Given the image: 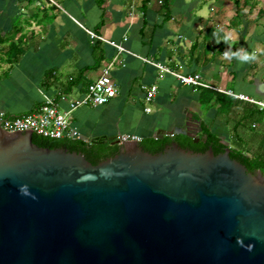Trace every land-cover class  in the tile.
<instances>
[{
  "label": "crops",
  "instance_id": "crops-1",
  "mask_svg": "<svg viewBox=\"0 0 264 264\" xmlns=\"http://www.w3.org/2000/svg\"><path fill=\"white\" fill-rule=\"evenodd\" d=\"M160 1L0 0V114L35 111L42 92L67 111L111 65L119 93L105 105L73 111L77 140L92 145L131 135L142 146L178 136L200 141L208 131L227 149L264 158V110L223 92L264 101V0H168V13ZM11 43L23 49L15 63ZM157 64L199 74L209 87L185 85ZM13 75L17 98L29 95L24 108L31 110H17L7 98ZM151 85L158 93L148 103L144 87ZM203 88L237 102L206 106Z\"/></svg>",
  "mask_w": 264,
  "mask_h": 264
},
{
  "label": "water",
  "instance_id": "water-1",
  "mask_svg": "<svg viewBox=\"0 0 264 264\" xmlns=\"http://www.w3.org/2000/svg\"><path fill=\"white\" fill-rule=\"evenodd\" d=\"M33 134L0 130V264H264V174L230 149L93 164Z\"/></svg>",
  "mask_w": 264,
  "mask_h": 264
},
{
  "label": "built area",
  "instance_id": "built-area-1",
  "mask_svg": "<svg viewBox=\"0 0 264 264\" xmlns=\"http://www.w3.org/2000/svg\"><path fill=\"white\" fill-rule=\"evenodd\" d=\"M163 0L160 1V4ZM93 40L106 41L103 37L98 36L92 31H88ZM120 51H124L121 45L112 43ZM157 66L166 73L173 75L185 85H194L209 87L204 83L199 74H183L169 67ZM145 100L152 102L157 93L156 85L145 86ZM237 99L246 100L258 105L264 110V101L253 99L244 94H237L232 91H223ZM119 93V88L111 78V65L103 68L100 76L96 81L88 86L87 91L80 98L69 103V109L63 111L60 108L58 100L42 92L43 100L40 106L33 112L20 115L0 114V130L3 131H33L36 135L52 139H77L78 133L71 128L72 113L81 106H100L109 103ZM147 112L151 108H146ZM141 139L136 136L124 135L120 138L121 143L140 142Z\"/></svg>",
  "mask_w": 264,
  "mask_h": 264
},
{
  "label": "trees",
  "instance_id": "trees-1",
  "mask_svg": "<svg viewBox=\"0 0 264 264\" xmlns=\"http://www.w3.org/2000/svg\"><path fill=\"white\" fill-rule=\"evenodd\" d=\"M168 0H163V7L165 11L168 13ZM238 2V1H236ZM4 39H0V45H2ZM8 57L10 62H17L21 55L23 54V49H21L18 45L11 43L8 46ZM5 61L4 58H1ZM99 62V60H98ZM201 102L204 105H208L209 102L214 105H219L220 108L227 106L230 108L231 106L236 104V100L228 95L223 93H219L217 91H213L210 89H202L201 94ZM33 141L42 147L49 148H59L65 147L70 151H77L83 153L88 160H90L93 164H98L99 162L113 157L117 153L120 152V148L117 145H112L111 142H105L103 144H92L88 145L85 142L77 139H52L40 135L33 134ZM176 142L182 148L193 150L194 152H205L209 148H212L215 154H220L226 151L227 147L221 144L220 139L210 132L206 131V138L200 140L199 143L195 144L193 139L184 136H178L173 139H164V140H149L147 142H143V148L151 153H158L163 151L167 146L171 143ZM230 155L233 159H237L242 162L250 172L261 171L264 174V158L260 156H248L242 150H230Z\"/></svg>",
  "mask_w": 264,
  "mask_h": 264
},
{
  "label": "rangeland",
  "instance_id": "rangeland-1",
  "mask_svg": "<svg viewBox=\"0 0 264 264\" xmlns=\"http://www.w3.org/2000/svg\"><path fill=\"white\" fill-rule=\"evenodd\" d=\"M11 73L13 74L12 70L10 71V74ZM17 78H19L18 75H13L11 77V80L8 82L9 83L8 87H9L10 91L6 92V94L8 95L7 98L9 99L10 103L13 104L16 107V109L19 111H20V109H29L30 107L24 108V107L28 106L29 98L31 100V97H28L29 95H27L26 98H17V96L20 97V94L17 91V89H18L17 88L18 87ZM29 110H31V109H29ZM20 114L21 113H17V112L12 113V115H20Z\"/></svg>",
  "mask_w": 264,
  "mask_h": 264
},
{
  "label": "flooded vegetation",
  "instance_id": "flooded-vegetation-1",
  "mask_svg": "<svg viewBox=\"0 0 264 264\" xmlns=\"http://www.w3.org/2000/svg\"><path fill=\"white\" fill-rule=\"evenodd\" d=\"M193 141H194V140H193ZM194 143L197 144V143H199V141H196V140H195ZM188 149H189V148H188Z\"/></svg>",
  "mask_w": 264,
  "mask_h": 264
}]
</instances>
